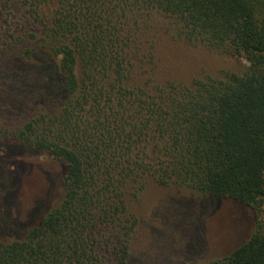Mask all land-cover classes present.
<instances>
[{
	"label": "trees",
	"instance_id": "16d2710c",
	"mask_svg": "<svg viewBox=\"0 0 264 264\" xmlns=\"http://www.w3.org/2000/svg\"><path fill=\"white\" fill-rule=\"evenodd\" d=\"M26 2L39 36L20 52L2 44L0 79L27 77L11 105L31 114L0 140L57 164L61 192L32 223L0 226L15 233L0 238V264H128L147 180L249 207L251 236L212 264H264V0ZM159 18L248 67L157 82L147 44Z\"/></svg>",
	"mask_w": 264,
	"mask_h": 264
},
{
	"label": "rangeland",
	"instance_id": "374dc122",
	"mask_svg": "<svg viewBox=\"0 0 264 264\" xmlns=\"http://www.w3.org/2000/svg\"><path fill=\"white\" fill-rule=\"evenodd\" d=\"M28 8L26 0H0V47L8 43L20 52L34 44L30 36L38 37L39 30L27 19ZM159 19L154 20L155 30L147 44L154 53V64L149 66L157 82L188 86L198 78L224 80L248 67L245 60L189 42L173 21ZM16 67L19 73L26 68L19 63ZM0 72L8 74L2 65ZM31 74L36 76V70L33 74L31 69ZM7 78L0 79V130L19 127L31 114L29 104L22 110L11 105L18 83L25 90L19 98L26 96L27 77L20 73L16 83ZM61 172L52 160L0 140V226L32 223L39 212L54 204L60 197ZM130 212L138 224L128 264H212L246 242L255 228L253 211L239 202L151 180L146 181ZM8 233L0 229V238L15 234Z\"/></svg>",
	"mask_w": 264,
	"mask_h": 264
}]
</instances>
